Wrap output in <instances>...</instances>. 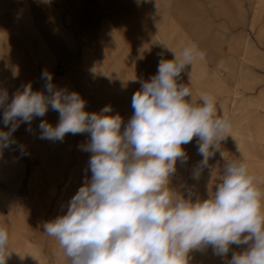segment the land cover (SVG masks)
Instances as JSON below:
<instances>
[{"label": "rangeland", "instance_id": "rangeland-1", "mask_svg": "<svg viewBox=\"0 0 264 264\" xmlns=\"http://www.w3.org/2000/svg\"><path fill=\"white\" fill-rule=\"evenodd\" d=\"M190 29L208 60L197 59L178 82L188 84L191 72L193 96L213 95L218 114L224 99L236 97L238 109L226 105L233 133L221 141L199 179L193 178L202 160L197 138L182 146L188 159L177 161L170 187L207 199L209 184L222 174L224 152L227 159L246 163L264 191V0H0V89L7 90L9 102L28 83L43 91L41 73L47 69L57 88L76 91L87 101V111L111 105L109 114L122 117L123 132L140 81L156 74L162 57L173 59L169 48L180 52L192 45ZM154 31L162 33L161 41ZM223 40V75L208 77L207 70L217 69ZM2 116L0 108V128ZM41 119L56 125L59 115L49 109L32 121V132L21 124L13 136L25 153L13 145L0 157V227L10 238L6 264H69L43 225L66 213L91 176V153L78 147L88 134H67L62 142L39 139ZM242 250L233 245L223 258L210 247L193 250L188 264H225L233 251Z\"/></svg>", "mask_w": 264, "mask_h": 264}, {"label": "clouds", "instance_id": "clouds-1", "mask_svg": "<svg viewBox=\"0 0 264 264\" xmlns=\"http://www.w3.org/2000/svg\"><path fill=\"white\" fill-rule=\"evenodd\" d=\"M169 50L173 59L162 57L156 74L140 81L123 132L122 117L109 114L111 105L87 111V101L76 91L57 88L47 69L41 73L43 91L28 83L9 102L7 90L0 89V157L17 145L13 133L21 124L32 132V121L49 109L59 120L53 125L41 119L39 139L62 142L67 134L89 136L78 147L91 153L90 178L71 198L66 213L43 225L69 264H188L193 250L210 247L223 258L233 245L243 250L233 251L225 264H264V191L246 163L221 152L222 174L219 182L209 184L207 199H193L170 187L177 161L188 159L182 146L197 138L202 160L193 178L199 179L221 141L231 135L232 125L226 114H218L213 95L193 96L191 72L188 84L178 82L204 53L194 44L180 52ZM17 147L25 153L23 145ZM9 242L7 229L0 227V264H6Z\"/></svg>", "mask_w": 264, "mask_h": 264}, {"label": "bare ground", "instance_id": "bare-ground-1", "mask_svg": "<svg viewBox=\"0 0 264 264\" xmlns=\"http://www.w3.org/2000/svg\"><path fill=\"white\" fill-rule=\"evenodd\" d=\"M178 14H180V13H178ZM179 16H180V15H179ZM182 17H183V16H182ZM180 22H181V21H180ZM207 40H208V39H207ZM207 42H210V41L208 40ZM248 42H249V40H248ZM248 42L245 43V49H247L246 46L248 45ZM207 47H208V46H207ZM225 50H226V42H225V40H224V42H223V52H225ZM224 66H225L224 62H223V61H220V59H219V61H218V63H217V66H216L217 69H216L214 72H211V71L207 70V71H206L207 76H208V77H212V78H214V77L220 78V76L223 75V74H222V70H223ZM206 69H207V68H206V66H205V70H206ZM217 71H218V72H217ZM236 99H237L236 97H233V98L231 99L230 102H228L227 100H225V101H224V111L226 110V105L231 106L233 110L238 109V101H237ZM224 114H225V113H224ZM231 133H233V131H231ZM223 148H224V145H223ZM224 149H225V148H224Z\"/></svg>", "mask_w": 264, "mask_h": 264}, {"label": "crops", "instance_id": "crops-1", "mask_svg": "<svg viewBox=\"0 0 264 264\" xmlns=\"http://www.w3.org/2000/svg\"><path fill=\"white\" fill-rule=\"evenodd\" d=\"M207 29L208 28H206L205 27V33H210V31H207ZM221 30H223V32L225 31L224 30V26L221 28ZM156 36H154L156 39H159L160 41H161V32L159 31V32H157V31H154L153 32ZM187 36H188V38H189V40H190V42H192V44H194V45H196V46H198V40H197V38H194L193 36H192V29H190V30H188L187 31V34H186ZM215 40H216V38H214ZM223 42H224V40H223ZM223 54H224V52H222V54H221V56H220V61H223ZM205 60H208L206 57H204V61ZM220 79V78H219ZM221 81V80H220ZM221 92H223V94H224V90H223V88H222V86H221ZM224 101H225V99H224ZM224 101H223V111H221L219 114H224L225 113V111H224Z\"/></svg>", "mask_w": 264, "mask_h": 264}]
</instances>
